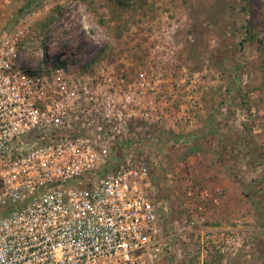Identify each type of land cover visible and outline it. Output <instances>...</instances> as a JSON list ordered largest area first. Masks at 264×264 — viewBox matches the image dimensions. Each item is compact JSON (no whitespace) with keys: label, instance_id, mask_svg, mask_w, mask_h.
I'll use <instances>...</instances> for the list:
<instances>
[{"label":"rangeland","instance_id":"374dc122","mask_svg":"<svg viewBox=\"0 0 264 264\" xmlns=\"http://www.w3.org/2000/svg\"><path fill=\"white\" fill-rule=\"evenodd\" d=\"M93 1L108 29L80 0H0V28L24 32L36 65L59 58L126 90L145 79L135 108L159 120L133 119L131 137L150 152L164 242L129 264H264V181L252 182L264 177V0ZM217 188L220 205L191 229L200 192Z\"/></svg>","mask_w":264,"mask_h":264},{"label":"built area","instance_id":"2783aa9c","mask_svg":"<svg viewBox=\"0 0 264 264\" xmlns=\"http://www.w3.org/2000/svg\"><path fill=\"white\" fill-rule=\"evenodd\" d=\"M24 39L0 28V264H129L158 255L164 238L150 152L131 137L133 119L159 120L135 108L145 79L126 90L114 76L97 83L70 65L39 66ZM220 193L200 192L191 229L206 223L205 203L219 206Z\"/></svg>","mask_w":264,"mask_h":264},{"label":"trees","instance_id":"16d2710c","mask_svg":"<svg viewBox=\"0 0 264 264\" xmlns=\"http://www.w3.org/2000/svg\"><path fill=\"white\" fill-rule=\"evenodd\" d=\"M77 1H79V0H77ZM80 1L85 5V7L91 13V15L93 16V18L97 22V24L100 27H103L105 29H108V25H107V23L105 21V17L102 15V13H100L99 9H97V7L95 5V2L93 0H80ZM134 2H138V1H136V0H118L116 4H117L118 7L120 6L122 9H126V8L131 9V7L133 6ZM138 4L140 5V7H142L141 5H143L141 1H139ZM244 9H246L249 12H251V10H249L250 7H247V8L245 7ZM53 20H54V18L51 19L50 22L52 23ZM253 30L254 29L252 27L251 28L249 27V32L248 33H252L251 31H253ZM252 38H256L255 34H254V36ZM66 66H67L66 61L61 60L59 58H56V59L54 58L52 60V63H51V67H53V68H62V67H66ZM261 179L259 181L253 180L252 182L253 183L254 182H257V183L263 182L264 181V177L261 178ZM249 187L250 186H247L246 189L247 190L249 189L248 196L251 197L252 190H250Z\"/></svg>","mask_w":264,"mask_h":264}]
</instances>
